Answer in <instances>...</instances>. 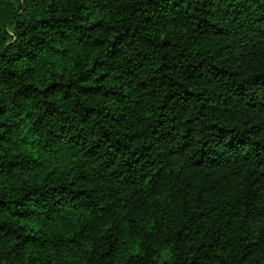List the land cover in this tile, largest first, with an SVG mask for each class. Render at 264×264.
<instances>
[{
	"label": "trees",
	"instance_id": "1",
	"mask_svg": "<svg viewBox=\"0 0 264 264\" xmlns=\"http://www.w3.org/2000/svg\"><path fill=\"white\" fill-rule=\"evenodd\" d=\"M0 264H264V0H0Z\"/></svg>",
	"mask_w": 264,
	"mask_h": 264
}]
</instances>
